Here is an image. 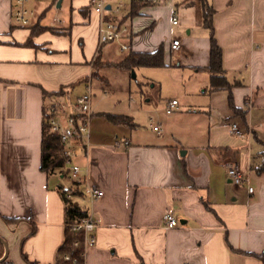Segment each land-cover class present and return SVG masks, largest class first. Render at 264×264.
<instances>
[{
    "label": "crops",
    "instance_id": "1",
    "mask_svg": "<svg viewBox=\"0 0 264 264\" xmlns=\"http://www.w3.org/2000/svg\"><path fill=\"white\" fill-rule=\"evenodd\" d=\"M134 1L142 6L131 16ZM207 1L226 75L242 82L232 94L246 117L230 106L229 90L210 89L211 30L203 0H177V24L171 1L131 0L112 16L129 27L121 42L137 51L165 44L167 65L152 68L170 69L187 82L180 97L163 90L161 106L166 111L173 98L180 105L161 114L160 127L148 135L138 124L104 114H129L138 123L135 111H94L90 144L74 158L81 170L73 176L69 163L67 174L41 169L44 115L75 100L94 78L107 79L94 61L101 60V19L111 15L92 0H62L61 18L50 24L46 0H29L37 17L22 26L14 20L15 0H0V264H56L66 226L61 187L81 195L73 203L98 223L85 264H264V0ZM38 21L51 28L33 37L37 46L24 45ZM173 38H180L175 50ZM61 89L64 95L55 94ZM233 123L242 129L251 124L253 139L236 135ZM233 163L250 172L253 192L230 181ZM90 185L104 195L82 196ZM168 212L179 221L169 229Z\"/></svg>",
    "mask_w": 264,
    "mask_h": 264
},
{
    "label": "built area",
    "instance_id": "2",
    "mask_svg": "<svg viewBox=\"0 0 264 264\" xmlns=\"http://www.w3.org/2000/svg\"><path fill=\"white\" fill-rule=\"evenodd\" d=\"M131 0H92L91 5L95 7L98 11L109 13L111 16L108 18L105 15L101 19V24L99 28V41L100 43H106L114 40L122 41L123 37L127 36L130 32L129 27L115 17L120 16L123 11L129 7V2ZM152 2H163L171 1L174 5L171 10V22L173 24L179 23L178 10L176 7L177 0H143ZM29 0H15V9L13 12L14 20L17 24L22 26L30 25L34 18L37 17L36 11L28 6ZM110 5V7H108ZM59 20V18H56ZM180 46V38H173L171 41L172 49H178ZM129 45L125 42H121V49L126 50ZM252 97L248 100L249 107L252 106ZM72 104L73 110L69 111V106ZM179 100L171 99L166 104V111L171 113L179 108ZM49 114V122L51 131L57 133L61 142L63 143L64 154L68 157V163L70 164V169L73 176H77L81 170V166L74 162V158L80 153H85L87 147L90 144L91 138V119L94 114L92 108V86L87 85L86 90L80 94L75 100L70 103H58L57 106H52L47 112ZM157 130L160 125L156 124L153 126ZM264 130V128H263ZM232 131L239 136H244L248 142L253 139L255 128L248 124L247 129H242L239 124H232ZM130 141L119 140L118 145L128 146ZM228 177L231 182L237 185L246 183L248 185L249 192L254 191V186L251 184V174L249 171H244L241 167L236 164H229L227 166ZM65 195L69 201L76 197H80L76 192L71 189H65ZM104 195V191L95 186H88L85 195L90 200H95L96 198ZM165 228L169 229L175 227L179 224L178 218L173 213H166L164 215ZM98 223L88 215L79 222H74L70 224L73 230H83L85 231V246H92L96 243L95 230ZM79 244V240L75 241V245ZM69 258V255H67ZM189 264V263H185Z\"/></svg>",
    "mask_w": 264,
    "mask_h": 264
},
{
    "label": "trees",
    "instance_id": "3",
    "mask_svg": "<svg viewBox=\"0 0 264 264\" xmlns=\"http://www.w3.org/2000/svg\"><path fill=\"white\" fill-rule=\"evenodd\" d=\"M55 2L57 0H54ZM142 4L138 1L132 3V11L130 15H135L138 13L139 8ZM203 10H204V24L211 30V63L206 69L211 74L210 89L219 90L227 89L230 92L229 102L232 109L243 118L246 117V110L239 108L234 103V98L232 94V89L234 86L241 85L242 82L239 80L231 81L226 75V70L223 65V48L220 45L214 32L213 23V13L214 7L207 0H203ZM123 23V20H120ZM51 28L50 26L42 25L39 21L32 27V32L29 39L24 43L28 46H37L34 42L33 37L40 32ZM101 60L97 57L94 64L99 67L101 66ZM115 65L123 67L125 69H135L137 67H160L166 66V46L162 43L156 49L152 51H137L129 50L125 57L116 62ZM95 75H98L94 72ZM64 89L55 92L57 95H64ZM107 117L116 123L133 125L137 123L133 119V116L129 114H116L106 112L104 113ZM42 158H41V169L52 173L54 171L67 174V164L68 157L64 154L63 143L61 142L60 136L51 131L49 114L44 115L43 125H42ZM264 170V167L262 168ZM63 199L65 201V233L64 239L58 248L56 256V264H85L86 263V246H85V231L83 230H73L70 227L71 223L79 222L83 218L87 217L88 211L82 208L80 205L75 204L68 200L65 195V189L60 188ZM6 220H9L5 217ZM79 240V244L75 245V241ZM5 252V241L0 237V258ZM69 255V258L67 257ZM264 260V255H261Z\"/></svg>",
    "mask_w": 264,
    "mask_h": 264
},
{
    "label": "rangeland",
    "instance_id": "4",
    "mask_svg": "<svg viewBox=\"0 0 264 264\" xmlns=\"http://www.w3.org/2000/svg\"><path fill=\"white\" fill-rule=\"evenodd\" d=\"M45 4L48 11L45 22L57 23L53 20V17L57 15L61 18L62 13L57 8L56 2L46 0ZM100 44L101 48L98 53L101 61H108L109 63L102 64L97 69L102 75H106L107 79L102 81V79L94 78L91 84L93 111L103 108L135 111L136 121L138 122L137 130L147 135L155 132L153 126L159 122L158 117L166 113L162 108L163 106H161V101L167 99L162 97L164 95L162 94L163 90L167 89L169 93L180 97L182 95L180 86L183 85L184 81L187 82V79H182L179 74H175L170 69L160 70L145 66L135 69L119 67L113 62L125 56L129 50L120 48V40ZM172 59L175 60L174 52ZM133 70L136 77L133 76ZM76 92L77 87L74 93ZM72 110L73 106L70 104L69 111ZM65 179L68 180L69 178L65 177Z\"/></svg>",
    "mask_w": 264,
    "mask_h": 264
},
{
    "label": "water",
    "instance_id": "5",
    "mask_svg": "<svg viewBox=\"0 0 264 264\" xmlns=\"http://www.w3.org/2000/svg\"><path fill=\"white\" fill-rule=\"evenodd\" d=\"M61 2H62V0H58V2H57V6H58V7H60ZM108 7H110V5H108ZM133 76L136 77V73H135L134 70H133Z\"/></svg>",
    "mask_w": 264,
    "mask_h": 264
}]
</instances>
